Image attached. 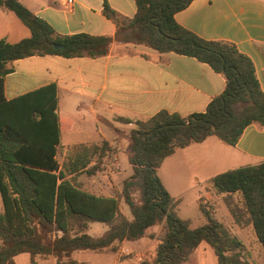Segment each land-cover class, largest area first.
Listing matches in <instances>:
<instances>
[{
  "label": "trees",
  "instance_id": "16d2710c",
  "mask_svg": "<svg viewBox=\"0 0 264 264\" xmlns=\"http://www.w3.org/2000/svg\"><path fill=\"white\" fill-rule=\"evenodd\" d=\"M134 1L136 13L131 19L103 2L102 13L116 26L114 40L192 57L222 75L224 88L201 113L184 118L159 111L135 121L128 136L131 174L115 196L107 198L83 190L77 181L83 174L100 171L101 161L86 168L87 155L81 153L57 161L61 129L55 85L5 100L1 78L12 72L8 66L12 61L31 56H104L112 39L84 33L57 35L17 0H0V7L11 11L30 34L12 44L0 40V264H15L14 257L21 253L28 254L30 264L49 257L55 264H75L71 257L75 251H101L114 243L133 242L155 226H161L155 255L138 264H183L201 242L212 249L216 264H247L243 243L212 218L213 207L202 203L201 197L197 204L204 224L191 227L178 216L157 170L176 149L209 136L234 146L247 125H264V93L253 65L234 44L204 40L175 23L174 13L192 0ZM256 46L264 52V45ZM107 150L104 143L101 157L112 159ZM205 186L225 195L224 203L235 223L251 225L264 255V161L216 174ZM233 194L240 195L241 209L229 201ZM121 204L127 207L129 218L121 212ZM91 222L108 228L92 237L86 233Z\"/></svg>",
  "mask_w": 264,
  "mask_h": 264
},
{
  "label": "crops",
  "instance_id": "0c3cea01",
  "mask_svg": "<svg viewBox=\"0 0 264 264\" xmlns=\"http://www.w3.org/2000/svg\"><path fill=\"white\" fill-rule=\"evenodd\" d=\"M17 1L47 23L57 35L84 33L112 39L104 56H31L12 61L8 64L12 72L1 78L5 100L49 84L55 85L56 113L61 129L57 156L58 153L66 155L64 161L74 154H86V168H89L103 159L104 143L115 150L114 155L126 150L129 132L135 127V121L145 120L159 111L177 113L184 118L201 113L224 88L222 75L192 57L157 53L142 45L114 40L116 26L102 13L103 2L117 14L131 19L136 13L134 0H71V3L66 0ZM173 19L177 25L199 38L234 44L241 54L250 59L264 93V52L256 46L264 45V0H192L184 9L174 13ZM19 36L20 21L11 11L0 7V40L12 44L20 40ZM119 119L130 122L125 124ZM177 157L184 159L183 165L190 170L195 184L198 183L197 173L205 176V186L207 180L216 174L264 161V125H247L234 146L209 136L200 143L176 149L166 157L157 172L161 171L159 179L175 201V207L184 191L176 190L175 183L166 180V175L180 169L175 162ZM122 170L120 168L115 174L120 183L127 177L121 176ZM210 171L212 174H208ZM98 173L99 170L85 176L92 179ZM100 186L91 182L81 185L89 193L112 198L121 184L108 182L105 190H100ZM121 212L129 218V213H124L122 208ZM93 223L88 224L86 233ZM101 224L104 225L101 227L102 235L108 227ZM160 233L161 226L151 227L147 230L148 235L139 240L114 243L98 251L102 258L95 261L75 258L74 252L71 257L75 264H101L107 262L106 256L110 253H113L112 262L107 264L151 261ZM126 243L135 246L131 248L125 246ZM202 243L183 264L195 263L193 260ZM202 253L208 255L210 264H216L214 253L211 255L206 247H202L197 256L201 257ZM17 256L14 257L15 264ZM45 260L40 258L35 264Z\"/></svg>",
  "mask_w": 264,
  "mask_h": 264
},
{
  "label": "rangeland",
  "instance_id": "374dc122",
  "mask_svg": "<svg viewBox=\"0 0 264 264\" xmlns=\"http://www.w3.org/2000/svg\"><path fill=\"white\" fill-rule=\"evenodd\" d=\"M29 31L28 29L20 22V40L29 37ZM110 150H107L105 152L106 154L111 152L112 159H108L107 157H103L101 160V170L99 171L98 175L95 178H89L85 175H81L78 177L77 181L80 183V185H88V183H97L98 185H101L99 188L100 190H105V184H108V182H119L115 176L116 171H120V168H122V172H120L121 176H129L131 174V168L129 167L127 163V156H128V146L126 150L122 151L121 153L114 155V149L109 148ZM66 155L63 153H58V161L64 160ZM100 158V157H99ZM175 162L180 167V169H176L175 171H171L166 175V180L169 182L175 183V189L176 190H183L184 193L180 199L179 202L176 203V210L178 212V215L182 218H186L190 222L191 227H197L206 222V219L204 216L200 213L198 209L197 199L199 196L202 198V203H206L207 205H211L214 209V214L212 215V218L224 225V227L230 231L231 234L236 236L244 245V250L242 252V257L244 261L247 264H264V255L262 252V249L258 242L256 241V238L254 237L253 230L251 228L250 224H237L231 217L226 205L224 198L225 196L214 194L211 192L206 186H203V179L205 178L204 175H199L197 177L198 183L195 184V179L190 173V170L184 167V159L182 158H176ZM212 172L210 171V173ZM158 177H162V173L159 170L157 172ZM120 177V176H119ZM126 177V178H127ZM133 196H136V191L132 190ZM206 196L208 198H206ZM229 201L232 203V205L237 206L239 209H241V197L239 194H233L229 197ZM121 208L124 213L128 214L127 207L123 204H121ZM0 212H2V202L0 199ZM104 225L98 222H95L91 226V230H89L87 233L92 237H98L101 235V227ZM236 234H234V233ZM125 246L128 247H134V244H128L126 243ZM202 247H206L208 251H210L211 255H213V252L211 248L205 244L202 243L199 247V250L196 252V256L194 258L195 263L190 264H210V261L208 259V255L202 253L201 257H198L197 253H201ZM73 255L75 258L82 259L87 258L91 261H95L97 259H101L100 252L98 251H89V250H83V251H77L74 252ZM195 255V254H194ZM106 261L101 264H107L112 262L113 253H110L108 256H106ZM192 261V260H191ZM17 264H29L28 263V255L26 253L19 254L16 258ZM41 264H53L54 258L49 257L46 258L45 261L40 262ZM89 264H96L94 262H91ZM121 264V263H117Z\"/></svg>",
  "mask_w": 264,
  "mask_h": 264
},
{
  "label": "water",
  "instance_id": "95a60500",
  "mask_svg": "<svg viewBox=\"0 0 264 264\" xmlns=\"http://www.w3.org/2000/svg\"><path fill=\"white\" fill-rule=\"evenodd\" d=\"M53 47H54L55 49L62 48L61 45H54Z\"/></svg>",
  "mask_w": 264,
  "mask_h": 264
},
{
  "label": "built area",
  "instance_id": "2783aa9c",
  "mask_svg": "<svg viewBox=\"0 0 264 264\" xmlns=\"http://www.w3.org/2000/svg\"><path fill=\"white\" fill-rule=\"evenodd\" d=\"M67 3H71V0H66Z\"/></svg>",
  "mask_w": 264,
  "mask_h": 264
}]
</instances>
